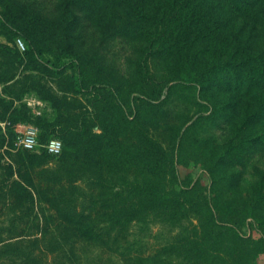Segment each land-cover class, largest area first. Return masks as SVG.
Wrapping results in <instances>:
<instances>
[{
    "label": "rangeland",
    "instance_id": "obj_1",
    "mask_svg": "<svg viewBox=\"0 0 264 264\" xmlns=\"http://www.w3.org/2000/svg\"><path fill=\"white\" fill-rule=\"evenodd\" d=\"M215 10L223 20L224 35L232 49L242 46L264 54V15H259V22L254 24L222 5L218 4ZM0 14L16 21L20 27L32 21L31 25L48 49L49 53L43 55L46 60L52 61L58 56L60 64H66L58 73L50 70L44 61L28 62L23 56L26 44L21 37L8 43L0 36V43L7 47L0 48V114L25 105L34 117L56 119L51 106L34 92H24L19 100L5 90L6 86L26 79L45 83L55 95L67 97L78 106L61 111V127L68 126L75 115L88 113L86 121L91 135L87 145L94 148L96 144L99 149L92 153L103 178L109 177L117 162L112 156H104L102 147H111L116 140L128 146L148 140L169 157L179 160V180L192 189L187 194L188 204L208 194L211 177L207 167L210 165L217 164V173L224 179L241 177V181L232 184L228 180L222 182L229 193L236 195L247 192V185L257 182L264 173V155L259 152L253 155L248 167L241 163H222L220 156L230 149L229 127L188 130L195 121L200 124L202 117L210 114L213 104L232 97L205 89L172 92L173 83L165 62L161 57L149 55L142 40L130 38L125 23L133 19L119 7H114L109 15L101 13L99 5L94 7L89 0H79L76 6L70 7L66 0H6L0 4ZM18 39L24 44L23 52L16 47ZM79 72H83L82 79L87 85L94 81L96 87L78 93L71 91L70 77L76 78ZM189 97L197 98L202 109L208 112H199L198 108L188 105L184 98ZM142 102L146 104L141 106ZM111 122L119 129L109 128ZM27 125L32 124L14 125L16 139L12 147L6 128L4 133L0 129L6 137L0 148V248L7 244L31 248L37 264H136L133 258L137 255L145 258L143 264H150L147 259L151 257H157L159 264H190L185 258L179 259L174 250L164 251L179 241V228L161 223L152 214L146 215L150 221L143 235H140L141 217L126 226L113 228L101 219L107 218L114 207L110 199L113 205L119 200L114 192L95 188L86 180L74 183L65 176L53 182L59 167L55 157L43 166L28 169L22 161L25 152L18 146ZM205 139L212 141L204 146L207 153L200 150ZM74 164L70 160L66 167L73 170ZM137 171L131 168L129 172L134 176ZM80 190L94 199H83ZM61 195L75 198L79 222L69 223L60 217L56 207ZM198 222V216L189 213L183 221L186 233L192 235ZM98 224L103 228L99 238L95 235L89 240L82 236L86 226ZM243 234L252 238L259 236L251 227L243 229ZM0 264L21 263L6 256L0 257ZM258 264H264V254L259 255Z\"/></svg>",
    "mask_w": 264,
    "mask_h": 264
},
{
    "label": "trees",
    "instance_id": "obj_2",
    "mask_svg": "<svg viewBox=\"0 0 264 264\" xmlns=\"http://www.w3.org/2000/svg\"><path fill=\"white\" fill-rule=\"evenodd\" d=\"M6 0H0V4ZM79 0H66L68 7L76 6ZM98 7L101 13H113V8L129 15L133 20L126 22L130 38L140 39L147 45L149 55L161 57L171 75L170 89L174 93L203 89L218 94H229L232 98L220 104H213L210 114L202 117L199 124L195 121L188 130L217 128L220 125L229 127L231 132L230 149L220 156L222 163L234 165L241 163L248 167L254 154L264 155V54L256 53L248 47L233 48L230 40L224 35L226 31L223 20L216 12L219 4L243 18H249L254 24L259 22V15H264V0H89ZM110 9V10H109ZM109 11V12H107ZM18 23L0 14V36L8 43L15 37H21L26 44L23 54L28 62L44 61L52 71L60 73L66 64H60L58 56L49 61L43 56L48 52L42 38L34 30L32 21L26 25ZM16 25V26H15ZM0 48H7L0 43ZM83 72L76 78L70 77L71 91L82 92L83 89L96 87L93 81L86 84ZM8 95L20 100L24 92H34L36 96L49 104L55 111L56 119L45 116H32L25 105L6 110L0 114L1 121H7L6 135L10 147L16 139L14 125L29 123L38 129V143L46 145L57 138L62 143V151L58 156L49 155L44 148L38 152H27L23 155V163L28 169L40 167L48 163L51 157L59 162L53 182L67 177L71 182L86 180L95 188L114 192L119 200L108 217L101 219L110 226L128 225L141 217V233L147 227L152 214L161 223L171 228H179L181 237L174 244L164 249L172 250L178 258H185L190 264H258V257L264 254V173L255 183L248 184V190L242 195L229 193L227 185L241 181L224 179L217 173V164L207 167L211 177L208 194L187 203L188 186L183 185L177 175V163L162 149L150 141L146 143L126 145L115 141L113 146L102 147L104 156H112L117 162L107 179L100 175V167H96L93 150L97 145L88 148V136L91 135L87 112L75 115L68 126L61 127V111L65 108H77L67 97L55 95L43 82L37 79L16 81L5 88ZM192 98V97H191ZM184 98L188 105L203 110L197 98ZM142 102L140 105H145ZM109 128L119 129L111 122ZM117 134V131H116ZM102 135V139H103ZM6 137L0 131V148ZM216 141V140H214ZM200 148L203 153L212 141L205 139ZM104 144V142H103ZM196 148V147H194ZM197 149V148H196ZM96 151V152H97ZM70 160L75 161L74 169L66 167ZM126 164V165H125ZM130 165V166H127ZM138 170L134 176L130 169ZM58 179V180H57ZM83 199L93 200V196L82 190ZM125 195L124 198L121 196ZM110 198V197H109ZM56 207L60 217L69 223L79 222L80 217L75 208V198L61 195ZM189 213L198 216V226L192 235L186 233L183 221ZM142 215H144L142 217ZM82 218V217H81ZM253 228L259 236L246 237L243 229ZM103 228L100 224L86 226L82 236L92 240L100 235ZM99 238V236H98ZM132 245V243H131ZM119 255H124L120 253ZM12 256L21 264H37L31 248L17 244L2 245L0 257ZM145 258L135 256L136 264H143ZM150 264H159L157 257L148 258ZM72 263V261H71Z\"/></svg>",
    "mask_w": 264,
    "mask_h": 264
},
{
    "label": "built area",
    "instance_id": "obj_3",
    "mask_svg": "<svg viewBox=\"0 0 264 264\" xmlns=\"http://www.w3.org/2000/svg\"><path fill=\"white\" fill-rule=\"evenodd\" d=\"M16 47L20 52L25 50L21 40H16ZM6 121L0 120V129L5 132ZM18 146L27 152H38L40 148H44L49 155L58 156L62 151V143L57 139H51L46 145L42 146L38 143V129L33 125L25 126L24 132L18 141Z\"/></svg>",
    "mask_w": 264,
    "mask_h": 264
}]
</instances>
